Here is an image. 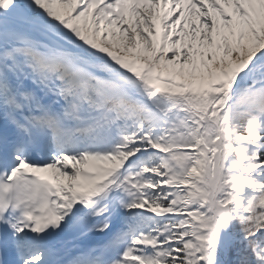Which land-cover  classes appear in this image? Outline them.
<instances>
[{"label": "snow or ice", "instance_id": "snow-or-ice-1", "mask_svg": "<svg viewBox=\"0 0 264 264\" xmlns=\"http://www.w3.org/2000/svg\"><path fill=\"white\" fill-rule=\"evenodd\" d=\"M0 264H264V0H0Z\"/></svg>", "mask_w": 264, "mask_h": 264}]
</instances>
